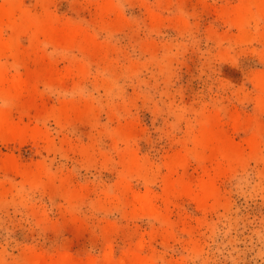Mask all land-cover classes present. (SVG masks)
Here are the masks:
<instances>
[{
  "label": "rangeland",
  "instance_id": "obj_1",
  "mask_svg": "<svg viewBox=\"0 0 264 264\" xmlns=\"http://www.w3.org/2000/svg\"><path fill=\"white\" fill-rule=\"evenodd\" d=\"M245 5L19 0L79 40L4 31V76L28 89L0 96L26 132L0 136V264H264V18L237 26ZM209 121L241 160L198 146ZM172 181L188 191L168 197ZM208 182L220 198L202 207Z\"/></svg>",
  "mask_w": 264,
  "mask_h": 264
},
{
  "label": "bare ground",
  "instance_id": "obj_2",
  "mask_svg": "<svg viewBox=\"0 0 264 264\" xmlns=\"http://www.w3.org/2000/svg\"><path fill=\"white\" fill-rule=\"evenodd\" d=\"M245 8L242 7L236 13L235 22L237 26H243L246 24L250 17L249 8L255 6L260 15L264 18V0H245ZM20 13V14H19ZM8 29L12 33H17L22 30L25 32H31L35 39H39L40 35H44L48 39H56L66 42H77L79 40L77 35L70 34V36H63L57 32L50 23H45L43 26H33V24L25 17V14L21 12L19 7V0H3L0 3V96L5 99L8 103L13 102L17 97L22 95L27 89V83L23 81L8 82L4 76L3 69L1 66V60L12 52V43L5 39L4 31ZM260 88L264 91V77L259 81ZM264 105V103H263ZM264 107V106H263ZM64 115L67 116V111H64ZM69 114V112H68ZM220 126L214 122L209 121L203 130L200 139L198 140V146L203 152H209L212 156L220 155L227 158L232 165L234 162L241 160L242 152L236 149L232 143L224 137V134L220 130ZM40 135V134H39ZM38 133H34L32 137L38 139ZM0 136L10 141H24L26 132L12 127L8 123L6 112L0 109ZM179 165H185L184 162ZM27 174V173H26ZM39 176H41L39 174ZM216 188L213 182L205 183L202 186L201 195L197 196V201L202 207H206L210 201H218ZM188 191V188L184 183L180 181H172L167 184V194L178 195L179 193ZM220 198V197H219ZM220 200V199H219ZM214 202V203H215ZM220 202V201H219ZM140 204L146 205L151 204L149 197H144L140 200ZM218 204V203H217ZM150 212L156 213V210L149 208ZM33 258V257H32ZM69 260V259H68ZM65 258H62L59 262H47L42 257H35L31 260V264H70ZM73 262V261H72ZM76 263V262H75ZM72 264V263H71ZM74 264V262H73ZM129 264H154L151 260L143 258L139 253L134 254Z\"/></svg>",
  "mask_w": 264,
  "mask_h": 264
}]
</instances>
